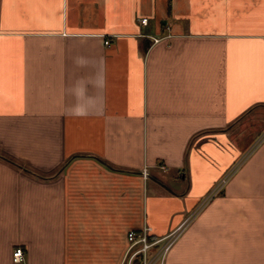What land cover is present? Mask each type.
<instances>
[{"label":"crops","instance_id":"0c3cea01","mask_svg":"<svg viewBox=\"0 0 264 264\" xmlns=\"http://www.w3.org/2000/svg\"><path fill=\"white\" fill-rule=\"evenodd\" d=\"M1 155L0 264H264V0H0Z\"/></svg>","mask_w":264,"mask_h":264},{"label":"built area","instance_id":"2783aa9c","mask_svg":"<svg viewBox=\"0 0 264 264\" xmlns=\"http://www.w3.org/2000/svg\"><path fill=\"white\" fill-rule=\"evenodd\" d=\"M141 22L142 24H147V18L142 19ZM225 180L223 179L216 190H219ZM194 215L195 213L192 216ZM190 218L161 238H152V227L148 225L144 226L141 230L130 231L127 235L128 247L124 264H136V261H139V264H164L168 252L182 234ZM23 257L24 251L22 247H16L13 251L14 262L22 261Z\"/></svg>","mask_w":264,"mask_h":264},{"label":"trees","instance_id":"16d2710c","mask_svg":"<svg viewBox=\"0 0 264 264\" xmlns=\"http://www.w3.org/2000/svg\"><path fill=\"white\" fill-rule=\"evenodd\" d=\"M0 157H1L3 160H5V161H7V162H9V163H11V164H14V165H17V166H18V164H16L11 158L6 157V156H4V155H1ZM136 264H139V261H136Z\"/></svg>","mask_w":264,"mask_h":264},{"label":"rangeland","instance_id":"374dc122","mask_svg":"<svg viewBox=\"0 0 264 264\" xmlns=\"http://www.w3.org/2000/svg\"><path fill=\"white\" fill-rule=\"evenodd\" d=\"M158 264V263H157Z\"/></svg>","mask_w":264,"mask_h":264}]
</instances>
